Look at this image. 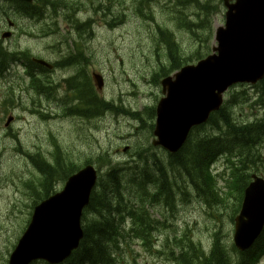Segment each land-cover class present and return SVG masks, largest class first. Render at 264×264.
Wrapping results in <instances>:
<instances>
[{
    "label": "rangeland",
    "instance_id": "obj_1",
    "mask_svg": "<svg viewBox=\"0 0 264 264\" xmlns=\"http://www.w3.org/2000/svg\"><path fill=\"white\" fill-rule=\"evenodd\" d=\"M207 1L211 3L218 2V0H199L200 3H206ZM102 2L106 5L111 4L112 11L118 14L117 17L125 12V18L122 16L117 21H114L112 16L104 17L103 23L94 29L92 42H95L96 47L104 48L106 56L119 55L123 61L117 65L114 74L108 75L106 96L113 98L117 102L121 100L125 105L134 110H141L147 104L156 105L160 98V88H156L155 84L151 82L152 72L149 69L157 60L156 49L150 39L153 24L148 23L137 15L133 5L134 0H107V2L102 0ZM174 6L176 8L174 12L176 18H183L187 15L192 17L195 13L199 12L196 6L183 5L179 9H177L176 5ZM155 7L156 20L163 23L166 27L175 29V23H172L171 16H166L160 6L155 5ZM114 22H117V29H113ZM223 24L224 15L219 13L214 17L213 27L217 28L221 25L223 26ZM68 29L70 28L66 23L60 22L58 27L59 33L53 35V39L51 40L46 39L33 42L28 38L21 37L17 42L13 43L17 44L21 42L25 48H30L34 52L40 53L49 42H63L59 34L61 33L67 37L69 34ZM177 37L182 46V52L191 54L195 58V53L199 48L198 43L193 42L186 31L184 33H177ZM67 40H69V37ZM205 52L206 50L203 49V54ZM46 55L49 56V53H46ZM160 55L161 57L165 56L163 51ZM147 57L150 59V63L146 62ZM143 77H146V80ZM134 84H136L135 87ZM237 90L245 91L248 95H254V91L250 87ZM16 96L18 98L23 97L24 100L26 99L24 93L20 91L16 92ZM227 99H229L228 96ZM0 103L10 106L14 104L9 101L7 96L1 97ZM241 108L242 106L240 108L238 106L234 111L237 120H239L238 122L253 121L261 114L257 108H247V106L244 109ZM6 110V107L0 109V150L2 151L0 155V242L2 243V247H0V264H5L8 254H11L13 251L14 246L27 225L33 206L31 198L24 195L20 182L23 179L28 184L35 183L36 172L22 152L14 150L15 145L18 144L17 141L20 140L23 152H40L45 158H51V153L55 151V146L51 143V136H56L58 142L53 140V143H56L55 145H59L60 147L62 145L78 162H82L86 158L96 156L106 150L113 151L124 142V139L128 140V143L137 141V138L130 137L133 134L137 135L134 131V127L137 124L122 115L111 120L87 124L44 122L39 116H32L24 112L18 105H14L12 108L13 112L19 115L15 125L18 137H6V134L3 132V122L7 117ZM140 142H144L145 146L149 142L151 143L149 131H147L145 140L141 138ZM162 156L166 158L164 153H162ZM127 159L119 158V160ZM217 167L215 169V174H217L215 176L217 178L216 185L217 189H219L220 198L223 199V204L220 200L214 199L213 207L210 208L204 202L195 199V193L191 194V197L193 196L192 202L187 205L180 203L176 216L170 220V223L173 224L171 237H173L174 232L183 234L187 230H190V235L194 241L196 240L195 242H201L205 247H209L211 238L213 237L212 234L222 231L225 242L229 246L232 245L234 235L232 217L235 215L234 213L239 205V193L234 192V195H228L226 193L229 192L228 190L222 191L223 187H227L225 181L229 179V175L226 176V179H222L224 171H221L224 168L223 160L217 164ZM262 171L261 175L264 177V169ZM145 181L147 180H143L142 182ZM50 184L47 187L48 189H50ZM18 188L19 190H17ZM37 191H39L38 188ZM104 200L103 197L100 198V195L97 194V210L102 209L104 206H109L107 203H104ZM162 212L169 217V210H163ZM170 212H173V209H170ZM152 213L153 216L161 220L159 213L153 210ZM112 221L110 218H105L97 223L103 229L107 223H111ZM91 222L95 226L96 223L93 219H91ZM112 223L115 226L118 225L115 222ZM21 230L22 232L19 234ZM167 233L169 231H166L165 228L161 232H158L157 242H159L158 246H161L159 249H163L162 246ZM104 234L110 233L104 231ZM95 239L98 241L99 237H95ZM127 240L128 234L125 235L122 244ZM130 248H133L134 252L130 253L127 251L123 257L128 264H168L164 257L158 256L157 253L151 255L135 240L131 241ZM134 259L136 262H134Z\"/></svg>",
    "mask_w": 264,
    "mask_h": 264
},
{
    "label": "water",
    "instance_id": "obj_2",
    "mask_svg": "<svg viewBox=\"0 0 264 264\" xmlns=\"http://www.w3.org/2000/svg\"><path fill=\"white\" fill-rule=\"evenodd\" d=\"M217 41V56L198 66L185 67L174 80L162 81L168 97L163 98L158 109L159 145L175 149V142L182 144L192 126L203 123L219 109L223 93L231 86L239 83L255 86L264 80V0H237L229 5L226 28L219 29ZM252 179L235 219L234 242L240 251L251 248L264 229V179L257 175ZM72 218V212L64 206L48 203L39 207L12 264H22L34 257L51 260L60 257L51 245L40 241V233L49 220L70 225ZM27 251L33 254L25 257Z\"/></svg>",
    "mask_w": 264,
    "mask_h": 264
},
{
    "label": "trees",
    "instance_id": "obj_3",
    "mask_svg": "<svg viewBox=\"0 0 264 264\" xmlns=\"http://www.w3.org/2000/svg\"><path fill=\"white\" fill-rule=\"evenodd\" d=\"M59 0H53V3ZM183 5H188L193 0H183ZM209 12L202 20V23L208 20ZM190 24L186 27L190 30ZM171 34H167V39L171 42ZM258 95L257 104L264 110V80L253 88ZM228 105L217 114H214L209 122L208 129L200 128L198 133L192 135L188 140V144L184 150H192L189 161V176L199 178L197 184L198 196L207 199L206 192L216 194V188L213 183H210L211 176L209 174V165L219 156H230L231 175L228 182V189L236 191L240 195V201L243 196L244 188L250 181V174L248 171L255 169L259 173L258 163L264 159L261 158V147L264 145V118L256 119L254 122L235 123L233 121L231 111L227 110ZM205 130L201 132V130ZM238 159V163H233L232 159ZM262 169L264 166L261 165ZM44 175V182L42 183L41 193H47L53 185V169L50 167L40 168ZM163 176V174H162ZM165 179H167L165 184ZM50 184V189L48 185ZM176 180H170L167 176H163L162 185L158 188L156 194L150 193L151 200H161L168 208H174L173 202V187H175ZM209 184V186H208ZM211 184V185H210ZM205 186H207L205 188ZM114 191V190H113ZM112 190L108 191V197H112ZM233 194V193H232ZM117 195V191L114 196ZM229 195V194H228ZM108 205L112 208L110 199H105ZM147 194L144 196L143 206L139 212L133 213L130 217L132 219V227L130 231L125 232L120 226L119 222L115 226L112 222L107 223L101 233L96 229L86 231L84 241L80 253L93 264H109L113 252L116 253L121 248L122 241L125 235L128 238L138 240L145 248L151 250L156 240V233L159 231L157 220L152 217L150 210L147 209ZM221 200V198H219ZM223 204V201H221ZM157 207L163 208L162 203H156ZM116 214H123V207L113 210ZM98 218L100 220L108 219L107 209L98 211ZM106 233L110 234H104ZM99 237L98 241L93 240ZM101 240V241H100ZM167 241H169L167 239ZM158 247V246H157ZM164 254L165 261L168 264H258L261 259H264V232L254 248L245 253H239L234 246H228L223 241L222 231L216 232L213 236V241L206 252L205 247L200 243H196L193 237L185 235L183 242L175 238L174 242L166 243Z\"/></svg>",
    "mask_w": 264,
    "mask_h": 264
},
{
    "label": "bare ground",
    "instance_id": "obj_4",
    "mask_svg": "<svg viewBox=\"0 0 264 264\" xmlns=\"http://www.w3.org/2000/svg\"><path fill=\"white\" fill-rule=\"evenodd\" d=\"M72 229L70 225H63L59 222L48 221L45 225V229L40 233V241L43 244L53 245V243L58 242L62 236ZM33 237L32 240H34ZM33 253L31 251H27L25 257H30Z\"/></svg>",
    "mask_w": 264,
    "mask_h": 264
}]
</instances>
